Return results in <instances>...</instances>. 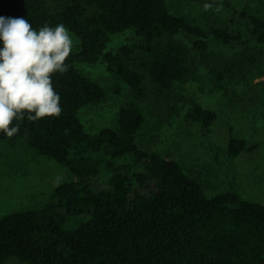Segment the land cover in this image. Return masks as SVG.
<instances>
[{
	"label": "trees",
	"instance_id": "16d2710c",
	"mask_svg": "<svg viewBox=\"0 0 264 264\" xmlns=\"http://www.w3.org/2000/svg\"><path fill=\"white\" fill-rule=\"evenodd\" d=\"M52 2L0 0V16L24 17L37 30L62 23L81 39L66 61L69 71L52 77L60 117H25L14 138L66 165L73 178L58 184L45 204L0 217V264L12 258L25 264H264V203L234 188L209 196L177 159L138 143L152 104L165 115L162 122L182 113L188 98L178 85L194 79L199 66L252 85L264 76V51L247 45L233 56L211 52V36L233 43L242 32L218 21L206 28L173 12L168 0ZM248 16L252 35L264 43V16ZM130 29L138 42L107 51L113 34ZM181 34L195 36L197 52ZM101 58L135 100L121 109L116 126L92 133L80 111L102 101L106 90L77 62ZM186 116L208 135L218 113L193 100ZM246 147V138L231 136L229 156Z\"/></svg>",
	"mask_w": 264,
	"mask_h": 264
},
{
	"label": "rangeland",
	"instance_id": "374dc122",
	"mask_svg": "<svg viewBox=\"0 0 264 264\" xmlns=\"http://www.w3.org/2000/svg\"><path fill=\"white\" fill-rule=\"evenodd\" d=\"M168 3L173 12L206 28L209 23L218 21L242 32V38L233 43L211 36V52L233 56L247 45L264 51V43L258 42L251 33L253 25L248 16H264V0H219L213 4V9L220 6L219 12L204 11L206 2L203 1L168 0ZM57 4L58 0H53L52 5ZM70 33L76 41L73 51H79L81 39L73 31ZM179 37L197 52L195 36L181 34ZM139 40L132 29L115 33L107 51L116 53L122 46ZM77 65L106 90L102 101L84 106L80 111L87 130L97 133L104 127L116 126L121 109L135 100L130 85L110 69L105 58L95 63L77 62ZM255 82L248 85L221 78L210 66H199L194 79L178 85L188 98L183 103L182 113L162 122L165 115L158 114L152 104L138 134L139 145L177 159L203 183L209 196L234 188L242 197L264 203V76ZM193 100L218 113L208 135L204 134L200 121L186 116ZM231 136L247 139L246 149L235 158L228 153ZM72 178L66 165L36 151L23 140L14 137L0 140V217L45 204L58 184ZM6 264L25 263L12 258Z\"/></svg>",
	"mask_w": 264,
	"mask_h": 264
},
{
	"label": "clouds",
	"instance_id": "9594fccd",
	"mask_svg": "<svg viewBox=\"0 0 264 264\" xmlns=\"http://www.w3.org/2000/svg\"><path fill=\"white\" fill-rule=\"evenodd\" d=\"M204 11L213 9L206 2ZM0 133L18 134L20 122L59 118L61 96L52 77L69 71L66 63L76 41L62 23L38 30L24 17L0 16Z\"/></svg>",
	"mask_w": 264,
	"mask_h": 264
}]
</instances>
